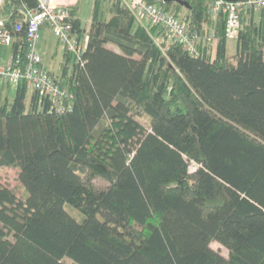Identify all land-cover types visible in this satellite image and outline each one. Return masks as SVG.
I'll return each instance as SVG.
<instances>
[{"label": "trees", "instance_id": "1", "mask_svg": "<svg viewBox=\"0 0 264 264\" xmlns=\"http://www.w3.org/2000/svg\"><path fill=\"white\" fill-rule=\"evenodd\" d=\"M23 1L36 4L4 0L8 25ZM147 1L196 53L122 0H94L87 30L77 3L87 48L51 72L70 109L25 83L3 99L0 167L25 195L0 181V264H264V8L243 15L231 53L211 0Z\"/></svg>", "mask_w": 264, "mask_h": 264}, {"label": "built area", "instance_id": "2", "mask_svg": "<svg viewBox=\"0 0 264 264\" xmlns=\"http://www.w3.org/2000/svg\"><path fill=\"white\" fill-rule=\"evenodd\" d=\"M140 21L167 31L170 36L188 46L196 53V42L188 27L173 12L164 10L159 4L147 0H122ZM4 0H0V46H12L17 40L16 32L25 29L26 51L12 52L8 61L0 63V79L12 85L25 83L41 97L51 102V109L64 113L70 109L69 90L63 87L44 64L39 43L41 29L48 27L61 47L70 52L77 61H82L87 48L88 36L79 38L73 31L72 12L76 0H36L35 5L19 4L21 20L8 25L3 11ZM264 8V0H211L210 9L214 17L223 16L228 40L236 39L242 25V17L249 11ZM15 32V33H14Z\"/></svg>", "mask_w": 264, "mask_h": 264}, {"label": "rangeland", "instance_id": "3", "mask_svg": "<svg viewBox=\"0 0 264 264\" xmlns=\"http://www.w3.org/2000/svg\"><path fill=\"white\" fill-rule=\"evenodd\" d=\"M94 0H76L79 3V16L82 19L83 25L87 28L90 26L92 8ZM57 38L51 34L47 39V46L45 47V62L52 68L53 72L58 73L60 71V57L63 56V48L56 40ZM236 39H231L228 41L229 51L232 53L235 50ZM55 57H54V56ZM11 57V47L7 45L0 46V63L6 62ZM45 64V63H44ZM46 65V66H47ZM47 66V67H48ZM48 69L50 70V68ZM51 72V70H50ZM16 86L8 84L6 81L0 79V105L3 99L8 96L13 98L15 94ZM144 121L147 122L148 118H144ZM0 181L11 188H13L20 195H25V190L21 185L19 180V170L13 166H3L0 167ZM212 246L214 249L219 250L224 255H228V251L218 242H213Z\"/></svg>", "mask_w": 264, "mask_h": 264}, {"label": "crops", "instance_id": "4", "mask_svg": "<svg viewBox=\"0 0 264 264\" xmlns=\"http://www.w3.org/2000/svg\"><path fill=\"white\" fill-rule=\"evenodd\" d=\"M52 34V32L50 31V29L48 28V27H43L42 29H41V38H40V43H39V47H40V51L42 52V54H43V61H44V63H45V65H47L46 64V62H45V50H46V46H47V39H48V37H49V35H51ZM57 40V39H56ZM58 41V40H57ZM11 47V54H12V46H10ZM64 51L65 50H63V56L62 57H60V59H59V61H60V67H61V65H62V63H63V60H64ZM54 56V55H53ZM55 57V56H54ZM48 66V65H47ZM49 67V66H48ZM50 68V67H49ZM50 70H51V72L54 74V75H56L57 77H59V73H60V71L58 72V73H55V72H53V70H52V68H50ZM33 90H31V89H29V91H28V94H29V96H30V94H31V92H32Z\"/></svg>", "mask_w": 264, "mask_h": 264}, {"label": "water", "instance_id": "5", "mask_svg": "<svg viewBox=\"0 0 264 264\" xmlns=\"http://www.w3.org/2000/svg\"><path fill=\"white\" fill-rule=\"evenodd\" d=\"M166 1H177V2H179L181 4L186 5V6L188 5V2L186 0H166Z\"/></svg>", "mask_w": 264, "mask_h": 264}]
</instances>
